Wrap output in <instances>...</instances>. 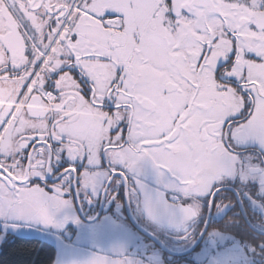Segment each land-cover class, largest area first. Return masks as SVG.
<instances>
[{"label": "snow or ice", "instance_id": "6c2138e0", "mask_svg": "<svg viewBox=\"0 0 264 264\" xmlns=\"http://www.w3.org/2000/svg\"><path fill=\"white\" fill-rule=\"evenodd\" d=\"M245 201L264 211V0H0V237L251 264Z\"/></svg>", "mask_w": 264, "mask_h": 264}, {"label": "flooded vegetation", "instance_id": "af4514ba", "mask_svg": "<svg viewBox=\"0 0 264 264\" xmlns=\"http://www.w3.org/2000/svg\"><path fill=\"white\" fill-rule=\"evenodd\" d=\"M224 194L229 198L235 199V194L231 188L227 189ZM228 214L238 215L239 217V224L232 231L236 236V244L238 246H242L243 251H247V247L250 244H255L264 239V211L255 206L249 205L247 201H245L243 204L237 203L236 207L232 210H229ZM212 219L215 221L217 220V217L213 216ZM132 227H135V225H132ZM3 236L14 237V235L10 233H7ZM146 239L150 240L151 238L146 237ZM181 251L182 249L180 247H170L169 251L164 253L166 264H185L186 255H174L172 256L170 262L168 261L170 252L179 253ZM251 264H264V257L255 256V259L251 262Z\"/></svg>", "mask_w": 264, "mask_h": 264}, {"label": "trees", "instance_id": "16d2710c", "mask_svg": "<svg viewBox=\"0 0 264 264\" xmlns=\"http://www.w3.org/2000/svg\"><path fill=\"white\" fill-rule=\"evenodd\" d=\"M56 252L51 242L7 236L0 247V264H52Z\"/></svg>", "mask_w": 264, "mask_h": 264}, {"label": "rangeland", "instance_id": "374dc122", "mask_svg": "<svg viewBox=\"0 0 264 264\" xmlns=\"http://www.w3.org/2000/svg\"><path fill=\"white\" fill-rule=\"evenodd\" d=\"M7 233H10V234L14 235L15 237H20V238H24V239H37V240H40L43 242H51L52 241L49 236L42 235L33 229L24 228L18 232H13V231L9 230ZM6 238H7V236L0 237V247L6 241ZM56 258H57V255H56Z\"/></svg>", "mask_w": 264, "mask_h": 264}, {"label": "water", "instance_id": "95a60500", "mask_svg": "<svg viewBox=\"0 0 264 264\" xmlns=\"http://www.w3.org/2000/svg\"><path fill=\"white\" fill-rule=\"evenodd\" d=\"M52 240V239H51ZM51 243L53 244V246L58 250V245L56 243L53 242V240L51 241Z\"/></svg>", "mask_w": 264, "mask_h": 264}]
</instances>
